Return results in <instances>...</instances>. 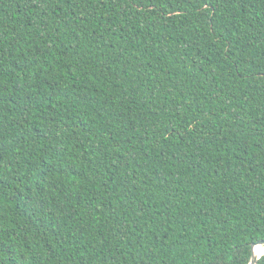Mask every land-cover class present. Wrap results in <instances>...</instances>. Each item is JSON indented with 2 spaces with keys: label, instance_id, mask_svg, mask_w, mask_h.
Returning a JSON list of instances; mask_svg holds the SVG:
<instances>
[{
  "label": "trees",
  "instance_id": "1",
  "mask_svg": "<svg viewBox=\"0 0 264 264\" xmlns=\"http://www.w3.org/2000/svg\"><path fill=\"white\" fill-rule=\"evenodd\" d=\"M260 239L264 0H0V264H250Z\"/></svg>",
  "mask_w": 264,
  "mask_h": 264
},
{
  "label": "water",
  "instance_id": "2",
  "mask_svg": "<svg viewBox=\"0 0 264 264\" xmlns=\"http://www.w3.org/2000/svg\"><path fill=\"white\" fill-rule=\"evenodd\" d=\"M260 247H264V239H260L254 243H252V257L250 264H258L259 258L264 254H259L258 249Z\"/></svg>",
  "mask_w": 264,
  "mask_h": 264
},
{
  "label": "bare ground",
  "instance_id": "3",
  "mask_svg": "<svg viewBox=\"0 0 264 264\" xmlns=\"http://www.w3.org/2000/svg\"><path fill=\"white\" fill-rule=\"evenodd\" d=\"M258 251H259V254H263V253H264V247H260V248L258 249Z\"/></svg>",
  "mask_w": 264,
  "mask_h": 264
}]
</instances>
